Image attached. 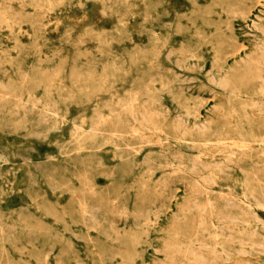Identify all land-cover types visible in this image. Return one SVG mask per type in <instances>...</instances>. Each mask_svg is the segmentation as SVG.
<instances>
[{
  "label": "rangeland",
  "instance_id": "374dc122",
  "mask_svg": "<svg viewBox=\"0 0 264 264\" xmlns=\"http://www.w3.org/2000/svg\"><path fill=\"white\" fill-rule=\"evenodd\" d=\"M0 264H264V0H0Z\"/></svg>",
  "mask_w": 264,
  "mask_h": 264
},
{
  "label": "bare ground",
  "instance_id": "6f19581e",
  "mask_svg": "<svg viewBox=\"0 0 264 264\" xmlns=\"http://www.w3.org/2000/svg\"><path fill=\"white\" fill-rule=\"evenodd\" d=\"M136 216V215H135Z\"/></svg>",
  "mask_w": 264,
  "mask_h": 264
}]
</instances>
